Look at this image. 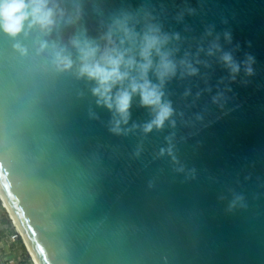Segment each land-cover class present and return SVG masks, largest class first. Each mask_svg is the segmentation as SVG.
I'll use <instances>...</instances> for the list:
<instances>
[{"label":"water","instance_id":"water-1","mask_svg":"<svg viewBox=\"0 0 264 264\" xmlns=\"http://www.w3.org/2000/svg\"><path fill=\"white\" fill-rule=\"evenodd\" d=\"M42 4L0 31V203L27 253L264 264V0Z\"/></svg>","mask_w":264,"mask_h":264},{"label":"clouds","instance_id":"clouds-1","mask_svg":"<svg viewBox=\"0 0 264 264\" xmlns=\"http://www.w3.org/2000/svg\"><path fill=\"white\" fill-rule=\"evenodd\" d=\"M42 6V0H0V31L15 36L24 29L25 21L28 22L29 28L33 24L43 26L45 23L50 22V10L42 16L39 15ZM153 43H155V38H152L149 46ZM89 74L92 75V73ZM104 79H107V77H104ZM125 108L126 104L122 105L119 110L123 112ZM164 114H167V110L164 111ZM159 122L157 121L158 124Z\"/></svg>","mask_w":264,"mask_h":264},{"label":"rangeland","instance_id":"rangeland-1","mask_svg":"<svg viewBox=\"0 0 264 264\" xmlns=\"http://www.w3.org/2000/svg\"><path fill=\"white\" fill-rule=\"evenodd\" d=\"M0 203V239L3 242L4 250L2 255V264H32L31 259L14 230L12 220L6 208ZM24 249V252L22 250ZM13 258V259H12Z\"/></svg>","mask_w":264,"mask_h":264},{"label":"bare ground","instance_id":"bare-ground-1","mask_svg":"<svg viewBox=\"0 0 264 264\" xmlns=\"http://www.w3.org/2000/svg\"><path fill=\"white\" fill-rule=\"evenodd\" d=\"M0 199H1V197H0ZM2 204L4 205L3 208H4V207L6 208V206H5V204L3 203V201H2ZM6 211H7L8 215H9V217H10V220H12V224H13V226H14V230H15L16 234H17L18 236H20L21 238H23L22 235H21V232H20V230H19V228H18V226H17V224L15 223V221H14L12 215L10 214V212L8 211L7 208H6ZM24 242H25V241H24ZM28 254H29V257H30V259H31L32 264H37L36 261H35V259L33 258V256L31 255V253H30L29 250H28Z\"/></svg>","mask_w":264,"mask_h":264},{"label":"built area","instance_id":"built-area-1","mask_svg":"<svg viewBox=\"0 0 264 264\" xmlns=\"http://www.w3.org/2000/svg\"><path fill=\"white\" fill-rule=\"evenodd\" d=\"M3 250H4V245L2 240L0 239V264H2L1 260H2V255H3Z\"/></svg>","mask_w":264,"mask_h":264},{"label":"trees","instance_id":"trees-1","mask_svg":"<svg viewBox=\"0 0 264 264\" xmlns=\"http://www.w3.org/2000/svg\"><path fill=\"white\" fill-rule=\"evenodd\" d=\"M23 252H24V249L22 248Z\"/></svg>","mask_w":264,"mask_h":264},{"label":"crops","instance_id":"crops-1","mask_svg":"<svg viewBox=\"0 0 264 264\" xmlns=\"http://www.w3.org/2000/svg\"><path fill=\"white\" fill-rule=\"evenodd\" d=\"M13 259V258H12Z\"/></svg>","mask_w":264,"mask_h":264}]
</instances>
